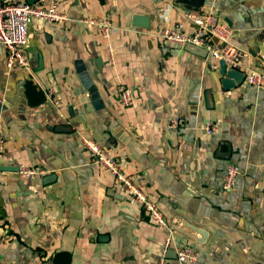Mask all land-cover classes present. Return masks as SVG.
Instances as JSON below:
<instances>
[{"label":"crops","instance_id":"0c3cea01","mask_svg":"<svg viewBox=\"0 0 264 264\" xmlns=\"http://www.w3.org/2000/svg\"><path fill=\"white\" fill-rule=\"evenodd\" d=\"M57 7L66 21L27 26L28 70L7 68L0 46V264H156L167 236L165 264H182L168 256L181 244L197 251L193 264H264V87L244 77L223 88L219 59L160 39L164 25L194 29L175 0ZM200 10L231 27L229 42L245 51L239 70L264 71V0H202ZM135 14L148 25H132ZM103 16L114 23L108 40L80 21ZM119 86L131 91L127 107ZM83 135L118 158L166 226L93 160ZM231 163L240 173L224 190ZM21 165L46 174L21 177Z\"/></svg>","mask_w":264,"mask_h":264},{"label":"built area","instance_id":"2783aa9c","mask_svg":"<svg viewBox=\"0 0 264 264\" xmlns=\"http://www.w3.org/2000/svg\"><path fill=\"white\" fill-rule=\"evenodd\" d=\"M185 16L193 23L194 29L190 33L180 31L181 23L174 26L164 25L157 36L166 42L190 44L195 47H203L212 57L224 60L227 64L239 66V58L245 54L229 42L231 27L221 21L217 14L208 10H186ZM32 19H40L51 22H64L68 16L57 7V0H0V46L4 54V62L7 68L20 65L29 69V58L26 55L24 46L27 43V26ZM80 21L89 25H96L100 36L108 40L114 31V23L109 16L103 17H82ZM107 49L110 45L107 43ZM246 81L258 87H264V71L249 68L244 71ZM45 94L53 104L59 105L60 100L53 88H45ZM117 95L121 106L127 107L132 103L131 91L127 87L119 86ZM179 117L171 120L172 125H177ZM207 134L217 131V126L212 121H207L203 126ZM80 143L91 154L93 160L106 169L132 197L135 202L149 215V217L160 226L167 225V219L161 212L157 203L148 193L127 175L120 166L118 158L109 153L102 145L89 136H81ZM4 152V138L0 130V159ZM19 176L30 177L35 174L45 175L44 169L21 165L17 170ZM240 169L236 164H229L226 169L222 188L231 189L237 182ZM171 242L167 236L163 242L161 255L156 264H165L167 251ZM177 261L182 264H193L196 262L198 253L189 245L181 244L175 247Z\"/></svg>","mask_w":264,"mask_h":264},{"label":"water","instance_id":"95a60500","mask_svg":"<svg viewBox=\"0 0 264 264\" xmlns=\"http://www.w3.org/2000/svg\"><path fill=\"white\" fill-rule=\"evenodd\" d=\"M176 3H178L183 9L185 10H194L198 11L200 10V6L202 3V0H175ZM131 24L132 25H138V26H147L148 25V17L146 15H139L135 14L131 17ZM189 47V50L197 53V54H206L207 51L203 47H195L190 44H186ZM250 54H254L253 51L249 50ZM220 73L222 74L221 78V85L223 88H230L233 87L235 84L242 81L244 78V73L236 68L235 66L227 64L224 60H220ZM228 153H225L227 155ZM194 231H197L201 233L202 235L205 233L200 228H192ZM202 239V237H201ZM169 257L175 256L174 254L168 255Z\"/></svg>","mask_w":264,"mask_h":264}]
</instances>
